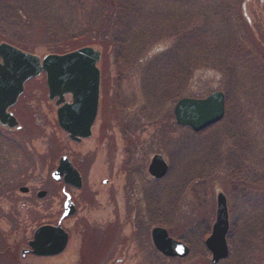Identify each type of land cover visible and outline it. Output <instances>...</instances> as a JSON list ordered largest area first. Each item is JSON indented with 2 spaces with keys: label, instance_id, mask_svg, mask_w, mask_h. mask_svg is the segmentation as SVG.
Masks as SVG:
<instances>
[{
  "label": "rangeland",
  "instance_id": "rangeland-1",
  "mask_svg": "<svg viewBox=\"0 0 264 264\" xmlns=\"http://www.w3.org/2000/svg\"><path fill=\"white\" fill-rule=\"evenodd\" d=\"M61 1L55 0L66 20ZM6 5L9 0H0V43L40 59L90 47L82 42L86 38L72 42L59 34L52 37L44 22L23 13L17 18L26 24L22 30L17 20L5 15ZM222 5L227 17L204 15L195 23L205 28L195 30L194 40L209 55L182 93V98L191 99L217 91L228 96V116L200 138L175 125L177 99L153 105L142 91L145 72L152 70L155 58L167 51L175 57L187 52L191 43L182 39L180 46L174 31L160 32L165 36H158L132 67L116 64L109 47H90L100 54L99 105L92 135L80 144H72L58 128L44 77L26 84L14 109L18 130L0 128V264H211L209 253L202 254L201 240L210 235L218 193L226 197L230 225L228 260L219 264H264V245L256 240L257 233L262 236V225L258 231L254 228L264 225V219H257L264 215V0H222ZM194 6L201 10L197 3ZM165 8L162 0H151L142 13L148 19L177 12ZM156 68L157 64L152 71ZM34 89L38 100L30 101ZM126 131L128 139L123 136ZM67 151L83 184L80 190L65 189L75 206L74 214L61 222L69 236L67 246L55 257H22L37 227L59 221L63 185L49 175ZM127 153L133 154L130 164ZM154 155L169 167L159 182L147 174ZM132 166L138 167L136 175H131ZM151 186L159 187L158 194L143 200ZM23 187L29 189L27 195L18 191ZM41 190L47 196L37 199ZM166 192L167 198L160 199ZM156 227L177 241L184 239L189 255L179 261L155 252L150 232Z\"/></svg>",
  "mask_w": 264,
  "mask_h": 264
},
{
  "label": "water",
  "instance_id": "water-1",
  "mask_svg": "<svg viewBox=\"0 0 264 264\" xmlns=\"http://www.w3.org/2000/svg\"><path fill=\"white\" fill-rule=\"evenodd\" d=\"M99 59V52L88 47L64 55H49L40 60L7 44H0V125L9 129L16 127L15 120L6 110L15 103L27 80L44 73L49 100L57 98L55 105L58 107V127L73 142L88 139L98 107L100 75L96 64ZM66 96L70 97V104L65 103ZM224 114L225 97L221 92H214L204 99H181L173 109L175 124L181 128H189L194 133L217 124ZM166 172L167 166L162 157L155 155L148 167L149 175L154 179H161ZM52 178L55 181L63 178L65 185L76 189L81 187L79 175L63 158ZM42 196L43 194L38 195L39 198ZM73 213L74 207L67 197L61 220ZM60 222L56 226L38 228L28 243L29 251H23L22 256L26 253L39 258L60 255L68 241ZM227 232L226 200L219 193L216 196L215 220L211 233L204 241L211 264H218L227 258ZM150 239L154 250L164 258L184 259L189 255V249L170 238L165 229H152Z\"/></svg>",
  "mask_w": 264,
  "mask_h": 264
},
{
  "label": "trees",
  "instance_id": "trees-1",
  "mask_svg": "<svg viewBox=\"0 0 264 264\" xmlns=\"http://www.w3.org/2000/svg\"><path fill=\"white\" fill-rule=\"evenodd\" d=\"M52 1L54 2L52 4L54 9H52V5L47 0H9L10 6L6 5L5 9L7 11L5 15L10 19L17 20L16 26L21 27L22 30H25L26 24L23 21L20 23L17 18L23 13V15L26 14L32 20L44 22L52 37L56 38V35L59 34L63 40L72 42L86 38L88 41H82L85 42L84 46H97L103 50L109 47L116 64L123 67H132L139 64V59L148 48L155 44L158 40L157 37L165 36L171 31L175 32L173 37L179 40L180 46L182 45V39L191 43L190 46H186L187 52L182 57L178 54L175 57L173 51H169V54L167 51L165 56L159 55L154 59L153 62L157 64V68L154 71L152 70L156 64L152 66V70L148 74L145 72L142 91L153 105L166 104L168 101L181 99L183 90L189 83L192 73L201 68L200 65L208 60L209 52L202 53V45L194 40L195 30H204L205 28L203 25L199 28L195 24L198 18L204 15L227 17L222 0H162L166 5L165 9L170 8L171 10H177V12L165 17H163L165 15L163 13L160 16H152L148 19H145L142 12L146 10L148 2L151 0H63L60 4L65 5L64 17L68 16L64 20L61 17L63 11L55 0ZM196 3L200 5V11H197L198 7L194 6ZM154 8L157 9V6H154ZM113 14L117 15L115 20L111 19ZM154 17H158V19L156 20ZM110 20L111 25L109 27L108 23ZM203 23L206 27L208 25L211 26L210 21H204ZM161 26L162 28H160ZM170 26L173 28L166 30ZM163 31L167 33L162 35L160 32ZM147 81L149 82L146 86ZM224 95L227 102L228 96L226 93ZM227 116L228 114L226 113L223 119H226ZM218 125L212 126L198 134L188 131L196 138H200L209 134ZM127 133L128 131L123 132V136L126 139L130 138L125 136ZM167 140H170L168 136ZM150 188L149 198L151 199L153 194L156 195L159 192V187L151 186ZM164 195L167 198L166 192L163 193L160 199ZM259 217L264 219V215L258 216L257 219ZM257 222L254 221V226ZM152 224H155L154 219ZM163 225L166 227L164 223ZM261 225L262 236L257 233L256 240L264 245L263 223L254 228L258 231V227ZM199 226H201V223ZM245 226L247 227V224ZM206 235L207 232L204 237ZM180 240L187 244L184 239L181 238ZM203 243L204 241L201 240V250L204 255L207 251ZM242 243H244V240ZM224 262L226 260L222 261V263Z\"/></svg>",
  "mask_w": 264,
  "mask_h": 264
},
{
  "label": "flooded vegetation",
  "instance_id": "flooded-vegetation-1",
  "mask_svg": "<svg viewBox=\"0 0 264 264\" xmlns=\"http://www.w3.org/2000/svg\"><path fill=\"white\" fill-rule=\"evenodd\" d=\"M38 78V77H37ZM36 78H33V79H29L24 85H23V91H22V93L17 97V99H16V101H15V103L12 105V106H10L7 110H6V113L7 114H9L16 122H17V125H18V120H17V116H15V114H14V109H15V107H18L19 106V104L21 103V98L23 97V95L25 94V86H26V84L27 83H29V82H31V81H34ZM36 91V89H34L33 91H32V98L30 99V101L31 100H33V99H35V97H36V99L38 100V96L36 95V93H37V91ZM48 99V98H47ZM54 104H55V100H54ZM24 108H26L25 110L27 111V110H29L30 109V107H29V103H27L26 104V106L24 107ZM97 114H98V110H97ZM96 118H97V115H96ZM27 121L30 123V120L29 119H27ZM0 128H2V129H5V130H7V131H13V130H18V128H15V129H12V130H10V129H7V128H5V127H2L1 125H0ZM67 137V136H66ZM125 138V137H124ZM67 139L72 143V144H80L82 141H85V140H82V141H80V142H78V143H76V142H73V141H71L68 137H67ZM66 154L65 155H63V156H61V157H59L58 158V161H57V164H56V167L52 170V172L50 173V175H49V179L52 181V178H51V175L56 171V169L58 168V166H59V161H60V159H65L66 161H67V163L78 173V175H79V177H80V181H81V188H82V186H83V184H82V177H81V175H80V173H79V169L75 166V161L71 158V156H70V152H65ZM128 154V162L127 163H129L130 164V159L131 158H133V157H131L133 154H131V153H127ZM138 169V167L136 166H132V167H130V170H131V175H136L137 174V172H136V170ZM150 177V176H149ZM151 178V177H150ZM63 178H60V182L62 183V190H61V193H62V195H63V197H64V201H66L67 200V197H69V202L74 206V203H73V199H72V197L69 195V193H67L66 192V187H69V188H72V189H74L73 187H71L70 185H65L63 182ZM159 181H162V180H159ZM159 181H157V180H155V182H159ZM105 184L107 183L106 181L104 182ZM80 188V189H81ZM21 189H23V191H21L20 192V190ZM21 189H19L18 191L20 192V193H22V194H25V195H27L30 191H29V189L28 188H25V187H23V188H21ZM79 189V190H80ZM149 189H150V187L149 188H146L145 190L146 191H144V195H143V200H146L147 199V195L149 196ZM39 194H43V196L41 197V198H39L38 197V195ZM47 196V193H46V191H44V190H41V191H38L37 193H36V198L37 199H44L45 197ZM64 201H63V203H62V212H61V215H60V218H61V216H62V213H63V206H64ZM74 208H75V206H74ZM60 218H59V220H60ZM59 222V221H58ZM57 222V223H58Z\"/></svg>",
  "mask_w": 264,
  "mask_h": 264
}]
</instances>
